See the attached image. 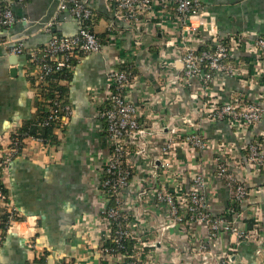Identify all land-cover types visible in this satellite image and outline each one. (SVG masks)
I'll list each match as a JSON object with an SVG mask.
<instances>
[{
    "label": "crops",
    "instance_id": "obj_1",
    "mask_svg": "<svg viewBox=\"0 0 264 264\" xmlns=\"http://www.w3.org/2000/svg\"><path fill=\"white\" fill-rule=\"evenodd\" d=\"M86 1L95 13L93 32L104 34L105 40L97 52L82 55L73 66L69 81H63L68 82L66 98L70 115L60 127L57 141L26 137L20 151L8 163L2 183L9 204L0 202V211H6L10 205L19 219L11 223L0 243V264H40L43 257L45 264H115L98 251L106 229L101 219L105 201L99 189V169L109 151L99 111L110 89L107 76L110 67L120 68L123 63L132 66L134 74L126 95L140 106V122L149 126L158 122L163 125L171 119L186 128L187 120L197 117V107L205 96L199 78H193L190 83L182 78L180 50L164 45V40L172 33L180 39L181 31L191 36L190 43L196 46L206 44L210 34L224 37L257 32L264 37V0H206V17H192L196 28L193 35L169 21L162 30L152 21L136 28L115 17L113 1ZM59 2H15L16 22L7 28L0 26V148H7L11 133L44 108V105L41 109L37 107L39 97L29 80L36 73L29 61L30 52L41 50L52 35L71 36L79 29L75 19L58 11ZM172 12L169 6L167 15L171 16ZM208 22L210 27H207ZM18 39L23 41V52L15 54L11 47ZM232 62L240 74L228 76L223 84L209 85L207 89L209 95L217 94L222 102L232 93L250 95L255 91L245 87L243 82L260 70L253 52L240 48ZM257 78L258 83L264 85V76ZM194 90L202 95L192 97ZM196 130L211 142L199 152L200 159L204 160L202 171L208 175L206 204L211 214H221L233 201L224 182L213 174L215 144L224 139L235 154L242 140L220 121L200 122ZM152 135L165 138L167 128H156ZM148 139L153 152L157 142L152 136ZM197 155L189 147L178 145L173 150L174 164L180 171L186 170V160L196 164ZM146 169L145 165H136L132 180L136 186L147 178ZM187 177L184 188L189 185ZM159 180L154 183L155 187L160 185ZM249 184L257 189L251 198L262 210L260 233L264 238V169L250 173ZM149 201L151 203H134L131 213L139 218V234L159 243L149 249L153 253V264H203L192 252L190 242L195 237H206L208 230L204 222L198 219L191 224L177 223L175 227L162 229L169 220L166 207L153 206V198ZM252 203L248 202L246 209L242 206V224L246 227L253 224ZM189 226L195 232L190 237L186 232ZM211 245L217 252L236 246L228 264H264V239L236 244L233 235L222 231Z\"/></svg>",
    "mask_w": 264,
    "mask_h": 264
},
{
    "label": "built area",
    "instance_id": "obj_2",
    "mask_svg": "<svg viewBox=\"0 0 264 264\" xmlns=\"http://www.w3.org/2000/svg\"><path fill=\"white\" fill-rule=\"evenodd\" d=\"M24 0H0V26L10 27L16 22L13 11L15 2ZM114 3L113 13L118 19L130 22L136 28H142L152 21L158 28L165 29L169 21L180 30H185L193 35L196 28L192 25V17L205 18L206 0H111ZM173 5V15H167L168 6ZM58 11L66 12L79 24L76 34L71 36L52 35L45 46L39 51L29 54L30 61L36 64L35 72L39 76L47 73L51 66L48 60L56 62L55 68L68 64L69 55L74 50H81L85 54L97 52L101 48L98 35L89 31L84 25V20L89 18L92 9L86 0H60ZM210 27V23L208 22ZM211 38L204 45H193L189 35L180 32V39L175 34H170L164 40V45L180 50L178 56L182 65V78L190 83L193 78H199L202 84L204 100L197 107V117L187 120L186 128L175 124L171 119L160 125V122L149 125L143 124L138 119L140 106L133 103L126 95V88L132 82L130 73L120 68L110 67L107 72L110 89L105 101L107 104L99 111V117L104 122V134L108 140L109 151L103 165L99 169V189L105 201V208L101 219L106 225L105 235L98 246V251L103 258H110L115 264H153V253L148 250L142 256L144 247L149 249L155 246L145 234H139V218L131 213L134 203H151L153 198L156 204H163L167 210L168 221L162 229L169 226L175 227L177 223L191 224L195 220H202L207 227L206 237L191 239V250L199 256L200 262L206 264H228L232 261L236 246L231 245L222 251L211 248L212 240L222 231L234 236L236 244L242 241L261 242L260 233L261 207L251 195L257 192L249 184L250 173H259L264 169V85L258 83V78L264 76V37L257 32H241L237 34L218 36L210 34ZM189 41V42H187ZM203 47V48H200ZM241 49H249L254 54V60L260 65V70L253 72L245 79L244 86L254 89L250 95L232 93L226 101H220L217 94L209 95V85H221L228 76H237L234 63L229 60L234 53ZM15 54L23 52V41L16 40L11 47ZM257 86L258 88H256ZM202 94L195 90L191 96L196 98ZM49 119L58 115L52 109ZM70 115V107H66L64 121ZM220 121L234 130L236 136L241 137L239 149L226 143L224 139L218 141L216 155L212 160L213 174L221 179L227 187L230 198L237 202L238 208L225 209L221 214H211L206 204V188L208 175L202 171L204 160L200 159V150L205 149L210 141L206 140L196 130L200 122ZM47 122V121H46ZM182 123V122H181ZM183 124V123H182ZM167 128V137L157 138L156 128ZM248 133L250 136L248 137ZM150 136V137H149ZM157 142L155 151L149 148V139ZM44 141L42 139L36 138ZM215 142V141H214ZM187 146L192 153L198 154L197 163L187 161L186 170L180 171L174 164L173 150L178 145ZM231 146V147H230ZM16 149L13 142L7 148H0V202L8 203V195L4 191L2 178L7 172V166ZM16 155V154H15ZM147 166V178L138 183H133L136 165ZM188 176L189 185L183 187L185 176ZM159 178H161L159 180ZM156 180L160 185L154 186ZM109 197H114L115 205L110 204ZM252 203L253 224L246 227L242 224L243 209L247 203ZM242 206L244 208H242ZM9 225L0 234V243L17 211L10 205L7 210ZM138 214L137 212H135ZM190 227V226H189ZM187 227L189 237L195 233ZM145 233V232H144ZM110 239L117 248L104 243ZM135 240L132 254H124L125 241ZM259 250H256L258 253Z\"/></svg>",
    "mask_w": 264,
    "mask_h": 264
},
{
    "label": "trees",
    "instance_id": "obj_3",
    "mask_svg": "<svg viewBox=\"0 0 264 264\" xmlns=\"http://www.w3.org/2000/svg\"><path fill=\"white\" fill-rule=\"evenodd\" d=\"M170 6H172L173 8V12H172V15H173L174 7L173 5H170ZM94 15L95 13L92 10L90 17L84 20V25L89 31H92V32H93L92 21L94 20ZM103 35L104 34L98 35V39L101 45H102V42L105 40V37ZM57 36H62V35H57ZM200 48H203V47H200ZM82 55H85V53L82 52L81 50H74L72 54L69 55L68 64L70 67L63 66L58 69L55 68V65H56L55 61L48 60V64L51 66V69L47 73H45L43 76H39L35 73V75H32L31 78H29V80L31 81L32 87L35 89L39 97V100H37L36 105L39 109L43 107L41 105H44V108L36 112V115H34V117L24 121L21 126L16 128L11 133L10 140L13 142V145L16 149L15 154H17L20 151L23 140L26 137L39 138L44 141H51V142L57 141V135H58L59 129L62 126V124L65 122L64 117L66 115V107H70L69 103L67 102V98H66L68 82L63 83V81H69L70 72L73 66L75 65V63L78 61V59ZM229 60L232 61V59H229ZM30 63H31V66L35 68L36 64L32 61H30ZM128 64L130 63H123L120 69L127 73H130L132 77L134 74V70L132 66ZM107 102L108 101L104 102L105 104L103 103L102 106L108 105L109 103L107 104ZM52 109L55 111V114L58 116L57 118L48 120L49 116L52 115V112H51ZM1 187L2 186L0 185V188ZM109 199H110V204L115 205L114 197H109ZM232 201L233 202L230 203L228 207H231L234 210H237L238 208L237 202H235L234 200ZM12 219L16 220L19 218L18 216L14 215ZM8 225H9V214L7 211L1 210L0 211V234H3V231L6 229ZM110 241L111 240L108 239L104 244L105 245L108 244V246L110 247L114 246V248H117V246L113 242H110ZM134 242L135 240H132V239H128L125 241V249L121 251H124V254L126 256H129L130 254H132ZM148 250H149L148 247H144L142 251V256L146 254ZM43 258L40 260V264H45L46 260L45 258L44 259Z\"/></svg>",
    "mask_w": 264,
    "mask_h": 264
},
{
    "label": "water",
    "instance_id": "obj_4",
    "mask_svg": "<svg viewBox=\"0 0 264 264\" xmlns=\"http://www.w3.org/2000/svg\"><path fill=\"white\" fill-rule=\"evenodd\" d=\"M181 63V62H180ZM148 246H158L159 243L158 242H154V243H150V244H147Z\"/></svg>",
    "mask_w": 264,
    "mask_h": 264
}]
</instances>
